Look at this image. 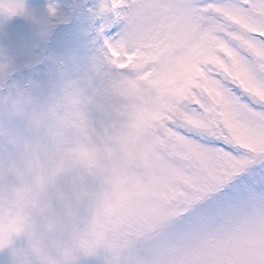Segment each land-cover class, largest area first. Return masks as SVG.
<instances>
[{
	"label": "snow or ice",
	"instance_id": "1",
	"mask_svg": "<svg viewBox=\"0 0 264 264\" xmlns=\"http://www.w3.org/2000/svg\"><path fill=\"white\" fill-rule=\"evenodd\" d=\"M129 19L109 75L151 169L133 264H264V0H141Z\"/></svg>",
	"mask_w": 264,
	"mask_h": 264
},
{
	"label": "clouds",
	"instance_id": "2",
	"mask_svg": "<svg viewBox=\"0 0 264 264\" xmlns=\"http://www.w3.org/2000/svg\"><path fill=\"white\" fill-rule=\"evenodd\" d=\"M140 3L101 0L95 15L111 23L100 33L121 23L125 36L115 46L105 44L108 53L100 47L92 56L69 57L45 95L16 90L0 105V253L9 252L10 264H80L96 257L103 264H133L147 243L142 212L151 201L144 190L150 162L138 163L125 151L120 111L112 123L93 118L109 57L137 42L129 17ZM48 14H56L54 6ZM26 15L23 0H0V24ZM6 67L0 64V72ZM105 91L119 96L111 77Z\"/></svg>",
	"mask_w": 264,
	"mask_h": 264
},
{
	"label": "rangeland",
	"instance_id": "3",
	"mask_svg": "<svg viewBox=\"0 0 264 264\" xmlns=\"http://www.w3.org/2000/svg\"><path fill=\"white\" fill-rule=\"evenodd\" d=\"M101 0H23L26 16H16L0 24V105L9 94L24 90L35 96L46 94L50 85L59 78L61 65H68L69 57L92 56L119 32L122 24L112 23L100 37L102 24L111 23V17H97ZM79 5V9L73 7ZM54 6L56 14L50 16L48 8ZM83 14L82 19L77 17ZM110 75L101 74L97 86L101 94L99 108L93 118L101 124L119 120L121 97L105 91ZM18 241L17 246H22ZM0 264H10L7 250L0 253ZM80 264H103L102 257L82 259Z\"/></svg>",
	"mask_w": 264,
	"mask_h": 264
}]
</instances>
